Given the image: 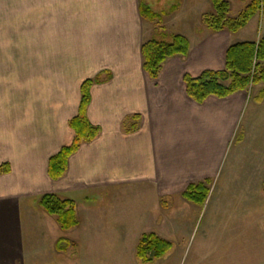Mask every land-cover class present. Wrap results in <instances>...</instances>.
Here are the masks:
<instances>
[{"label": "crops", "instance_id": "1", "mask_svg": "<svg viewBox=\"0 0 264 264\" xmlns=\"http://www.w3.org/2000/svg\"><path fill=\"white\" fill-rule=\"evenodd\" d=\"M196 1L175 0L170 10L195 7ZM141 2L0 0V166L8 169L0 173V264H34L41 248L46 254L40 257L50 260L74 246L81 252L70 262L94 264L106 254L118 259L122 254L94 250L136 248L147 232L163 238L166 221L176 224L175 214L196 206L182 197L186 186L218 171L249 94L197 103L186 94L183 76L222 69L225 49L242 41H230L224 30H202L193 39L177 33L187 38L188 54L166 59L152 79L142 66L141 45L152 30L140 14ZM96 77L87 117L100 132L52 179L48 162L72 141L68 123L78 111L80 86ZM254 87V104H262L264 98L255 100L262 86ZM120 188L150 195L134 212V227L98 219L107 212L101 200ZM47 193L75 201L78 225L58 227L38 205ZM171 198L175 208L166 202ZM57 229L71 242L62 252L55 250L59 237L44 245Z\"/></svg>", "mask_w": 264, "mask_h": 264}, {"label": "rangeland", "instance_id": "2", "mask_svg": "<svg viewBox=\"0 0 264 264\" xmlns=\"http://www.w3.org/2000/svg\"><path fill=\"white\" fill-rule=\"evenodd\" d=\"M143 1L153 11L162 14L154 23L145 21L152 30L147 39L169 42L177 33H185L190 39L202 30L213 33L201 23V15L212 11L209 0H197L195 7L177 10H170L177 4L175 0ZM248 1L228 0L229 16H236ZM224 32L230 41H254L264 36V0L260 1L258 12L244 28L235 33ZM256 88L251 86L247 90L249 98L234 128L225 157L210 180V192L205 203L175 214L176 224L165 222L163 238L171 242V249L149 263H141L135 257V246L94 250L122 254L115 259L116 262L109 254L101 255V260L97 259L94 264H264V101L254 104L252 96ZM239 132L243 137L236 141ZM131 193L125 188L110 191L101 200L107 212L99 213L100 224L136 226L134 222L138 217L134 212L143 208L150 195L133 192L135 197ZM112 194L116 197L114 201L109 199ZM166 202L174 207L176 198ZM134 232L132 229L131 235H137L133 237L136 240L139 234ZM61 236L60 229L50 231L44 245L54 244L55 237ZM41 252L37 255L41 259H36L34 264H77L70 261L74 258L77 261L81 249L69 247L65 254H57L67 257L63 262H58L55 254L54 259L46 260L40 257L46 254L42 248Z\"/></svg>", "mask_w": 264, "mask_h": 264}, {"label": "trees", "instance_id": "3", "mask_svg": "<svg viewBox=\"0 0 264 264\" xmlns=\"http://www.w3.org/2000/svg\"><path fill=\"white\" fill-rule=\"evenodd\" d=\"M261 0H249L247 5L234 17L229 16L228 0H210L212 11L201 15V23L209 31L216 33L226 30L235 33L244 28L249 20L258 12ZM140 14L147 21L155 22L162 14L153 11L143 0L140 3ZM189 42L181 34H173L169 42L149 39L142 43V66L152 79H156L162 63L173 56H186ZM99 78H89L80 86V102L77 114L69 120L73 131L72 141L62 146L48 162V175L52 179L61 177L67 168L70 155L77 151L84 142L94 140L100 129L92 125L87 117V107L90 103V87ZM183 82L188 97L197 103H202L209 96L224 98L238 91H247L251 86L262 84L255 100L261 102L264 98V36L254 41L233 42L224 51V66L222 69H205L197 76L184 74ZM133 129V128H132ZM239 132L236 141L242 139ZM6 164L0 166V173L7 172ZM210 180L189 183L182 197L196 205H203L209 195ZM264 192V182H263ZM39 207L53 216L58 227L66 231L78 225L75 212V201L54 193L40 196ZM63 237L56 241L55 250L62 252L70 246ZM172 247L170 241L161 238L154 232L140 235L136 248V258L141 263H149L163 257Z\"/></svg>", "mask_w": 264, "mask_h": 264}]
</instances>
